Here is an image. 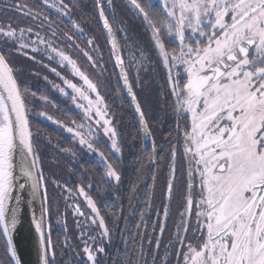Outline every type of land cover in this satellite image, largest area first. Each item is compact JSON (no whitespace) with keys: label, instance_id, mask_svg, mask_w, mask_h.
I'll use <instances>...</instances> for the list:
<instances>
[{"label":"snow or ice","instance_id":"obj_1","mask_svg":"<svg viewBox=\"0 0 264 264\" xmlns=\"http://www.w3.org/2000/svg\"><path fill=\"white\" fill-rule=\"evenodd\" d=\"M80 7L16 2L7 10L19 18L0 19V264H25L14 237L26 215L33 264H264V0H92L87 26L74 18ZM115 100L131 108L141 143L125 197L135 232L119 225L128 145ZM59 103L79 122L51 115ZM157 113L168 118L163 138ZM33 120L68 133L70 146ZM42 145L55 149L51 167L67 160L69 180L46 172ZM78 152L99 157L91 178ZM152 214L163 219L148 233Z\"/></svg>","mask_w":264,"mask_h":264},{"label":"trees","instance_id":"obj_2","mask_svg":"<svg viewBox=\"0 0 264 264\" xmlns=\"http://www.w3.org/2000/svg\"><path fill=\"white\" fill-rule=\"evenodd\" d=\"M20 3V4H27L29 7L33 6V0H0V19H3L4 17H17V13L14 11H8V7L12 4V3ZM116 3L120 6V7H125V0H116ZM93 14V7H92V0H81V7L79 9V11L77 13L74 14V18L78 19L82 22L83 25L87 26L91 23V16ZM19 18V17H17ZM53 19H55V17H53ZM61 27H63V25H61ZM27 61L24 59H17V67H21L23 64H25ZM63 98H60V100H62ZM117 100L115 101H111L110 102V107L112 109L113 112L116 113L117 117H118V111L116 109L117 106ZM70 104V102H69ZM59 108L60 111H56L55 109H52L50 111V114L53 115L55 118L58 119H62L64 123H70L72 120H76L77 122H79V119L76 115V110L73 109L72 112L64 114V105L63 103H59ZM130 110V109H129ZM159 114V113H157ZM158 119H160L161 123L158 124V126H162V129L160 132L161 134H164V130L167 129V121L165 122V118L160 116V114L157 116ZM166 125H165V123ZM33 126L35 130L41 131L43 132L44 135L46 136H50L53 145L55 144H59L63 147H68L70 146L69 143V134L66 132H63L61 129L56 128L55 125H52L50 122L47 121H40V120H33ZM130 128V133H132V129H133V124L130 123L129 125ZM160 130V128H158V131ZM158 132V133H160ZM129 136H125V142L128 145V147H125L124 149V153H125V160L123 163V167L121 169L122 171V175L124 178V192L125 195L127 196L128 194V188H129V184L131 183V181L135 178L134 175V171H135V164L133 163L134 161V142L132 139V135L130 134ZM42 159H43V165L44 168L46 170V172L48 174H52V173H56L60 176L61 179L63 180H69V176H68V171L67 169L64 167L65 164H67V160L63 157L60 158V162H61V167L60 168H53L51 167V164L53 163L52 157L54 155H56L55 149L53 147H44L42 145ZM78 159L80 160V164L87 170H89V178H91V175L93 173H96L97 169L99 168L98 165H93V167L90 168V165L87 161V157L86 154H80L78 152ZM68 167L70 168L71 165L69 164ZM147 171V169H146ZM71 180L76 181L77 183L80 182V177L79 174H77L76 176L71 177ZM83 183L87 184L88 181L85 180L83 181ZM73 185L70 183L69 187H72ZM59 197L58 196H53V216H52V239L53 242H62L65 239V235H64V229H63V219L60 217H57L55 214V208H56V203L55 201L58 200ZM111 196L110 195H105V201L104 203L106 204L105 208H108L110 206V201H111ZM104 208V209H105ZM61 210L63 211V205H61ZM60 219L61 222L57 223L56 221ZM67 226L69 228V230H72L74 227L70 226V222L67 219ZM70 254V253H69ZM61 255V250L58 247L57 248V256L58 259L60 258Z\"/></svg>","mask_w":264,"mask_h":264},{"label":"flooded vegetation","instance_id":"obj_3","mask_svg":"<svg viewBox=\"0 0 264 264\" xmlns=\"http://www.w3.org/2000/svg\"><path fill=\"white\" fill-rule=\"evenodd\" d=\"M159 82L162 83L163 81L161 80ZM146 83H149V81L146 80ZM116 103H117L116 109L118 111V118H122L123 121H124V125H125L124 137L126 135L130 137V128H129V125H130V123H132L133 126H134L135 123H136L134 114H133L131 108L127 105V102H124L123 106H122L120 100H117ZM159 114H156V115L158 116ZM160 116H161V114H160ZM164 118H165V122H166L168 118L167 117H164ZM165 125H166V123H165ZM153 126L156 127L157 129L160 128V130L158 132H160L161 130H163L162 129V126H158V124L155 121L153 122ZM167 126L169 127L168 123H167ZM168 127H167V129L164 130V134H161V132L158 133V135H160L161 138H163V136H166L167 135ZM133 142L135 144L134 145V150H135V152H134V159H135L136 157H138L140 155L141 143H140V140L139 139L133 140ZM103 144H104V141L101 140L100 147H101L102 150H103ZM86 157H87V161H88V163L90 165V168L93 167L94 164L95 165H98V167H100V165H99V157L98 156H96V155H94L92 153H86ZM124 160H125V153H123V163H124ZM135 168H136V165H135ZM135 174L136 173L134 171V175ZM120 191L122 193H124V197H122V201H123V216L124 217H128V220H127V224L126 225H125V221H124L123 218L119 221L120 230L124 229L125 226H126L130 231L135 232L136 231L135 225L137 223H139L138 216L130 215V206H129V203H128L127 199L125 198L126 195H125V192H124V186L123 185H122ZM155 196H156L155 206H159V204H160V186H159V183H157V185H156ZM112 203H113V200L111 199L110 206L108 208L102 209V211L103 210H106V211L109 212V215H111L112 214V209H111ZM142 207H143V200L141 199L140 202L137 204V211H139V209L142 208ZM171 212H172L173 217H174L175 216V208L171 209ZM116 214L117 215H120L119 210H117ZM160 219H163V217L162 216L157 217L155 214H152L151 218L148 219V227H147L146 231L148 233H151L152 232V224L154 222L160 220ZM68 220L70 222V226L74 227L73 220H72L71 215L68 216ZM168 227L169 228L172 227L171 222H169ZM63 229H64V226H63ZM163 240H164L165 243H167L168 236L167 235H164ZM113 243H114V246L115 247H119V248H122L123 247V245L121 244V240H120V236L119 235H117L114 238ZM145 247H147V243L146 242H145Z\"/></svg>","mask_w":264,"mask_h":264},{"label":"water","instance_id":"obj_4","mask_svg":"<svg viewBox=\"0 0 264 264\" xmlns=\"http://www.w3.org/2000/svg\"><path fill=\"white\" fill-rule=\"evenodd\" d=\"M14 238L18 244V251L23 256L25 264H33L35 261V252L33 248L34 230L30 225L27 215L22 223L18 225V231L15 233Z\"/></svg>","mask_w":264,"mask_h":264}]
</instances>
